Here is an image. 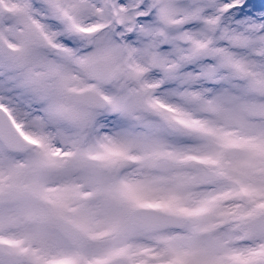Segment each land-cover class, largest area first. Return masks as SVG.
Wrapping results in <instances>:
<instances>
[{
  "label": "snow or ice",
  "instance_id": "1",
  "mask_svg": "<svg viewBox=\"0 0 264 264\" xmlns=\"http://www.w3.org/2000/svg\"><path fill=\"white\" fill-rule=\"evenodd\" d=\"M0 264H264V0H0Z\"/></svg>",
  "mask_w": 264,
  "mask_h": 264
}]
</instances>
